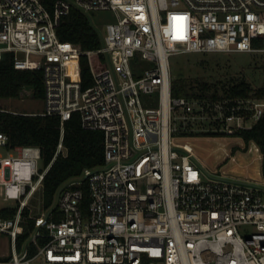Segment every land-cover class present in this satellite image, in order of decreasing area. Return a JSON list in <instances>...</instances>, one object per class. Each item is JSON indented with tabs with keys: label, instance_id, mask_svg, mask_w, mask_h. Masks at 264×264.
Masks as SVG:
<instances>
[{
	"label": "built area",
	"instance_id": "built-area-1",
	"mask_svg": "<svg viewBox=\"0 0 264 264\" xmlns=\"http://www.w3.org/2000/svg\"><path fill=\"white\" fill-rule=\"evenodd\" d=\"M73 10L115 14L99 50L59 39ZM184 53L264 55V0H55L52 12L40 0H0V61L11 54L16 70L42 72L44 88L42 113H0L58 117L56 156L66 155L65 124L79 114L84 130L104 134L105 153L102 167L65 182L53 207L34 215L52 164L41 171L40 148L10 149L0 132V199L19 203L13 217L0 215V264H264V181L205 170L191 142L205 121L232 136L246 116L228 102L172 96L170 60ZM83 56L93 76L86 90ZM137 59L154 66L139 70ZM253 110L261 118L264 101Z\"/></svg>",
	"mask_w": 264,
	"mask_h": 264
},
{
	"label": "trees",
	"instance_id": "trees-1",
	"mask_svg": "<svg viewBox=\"0 0 264 264\" xmlns=\"http://www.w3.org/2000/svg\"><path fill=\"white\" fill-rule=\"evenodd\" d=\"M40 1L49 12L53 11L55 0ZM57 33L61 41L76 44L84 52L97 51L103 45L102 35L93 26L90 16L77 10H73L68 17L63 19ZM92 63L98 71L103 70L106 66L105 58L102 55H94ZM81 67L82 88L86 90L93 85L91 66L86 56L81 59ZM25 89L33 91L34 97L43 99L42 72L16 70L13 56L6 54L0 61V100L20 99V95ZM172 96L199 102H228L236 108V116L245 115V126L238 128L235 124L232 137L244 142V153L248 154L252 152L253 148H257L262 154V175L264 178V115L253 120L255 114L253 104L264 101V85L254 88L244 78L211 83L204 78L184 79L181 77L172 80ZM240 106L241 109H239ZM244 107H249L248 111L243 110ZM251 119L253 122L248 126L247 123ZM208 122L213 128L212 131H209L208 134L202 133L203 135L199 133L196 136L214 139L227 137L225 131H222L220 121ZM206 123L207 121L202 126L205 127ZM60 126L61 120L58 117L0 113V132L9 137L10 149L38 147L41 149L45 168L52 164L44 180V210L53 207L56 193L65 182L81 177L88 169H97L105 164L104 134L84 130L79 114H74L72 119L65 124L64 147L66 155L61 153L56 156L61 138ZM251 144L252 148L249 150ZM238 151L241 149L234 148L233 154L236 155ZM83 189L85 191L83 207L86 208L89 204V194L85 185ZM0 213L4 218H11L15 215L16 209L5 208ZM24 214L29 216V209H26ZM33 226L34 222L31 221L28 230Z\"/></svg>",
	"mask_w": 264,
	"mask_h": 264
},
{
	"label": "rangeland",
	"instance_id": "rangeland-1",
	"mask_svg": "<svg viewBox=\"0 0 264 264\" xmlns=\"http://www.w3.org/2000/svg\"><path fill=\"white\" fill-rule=\"evenodd\" d=\"M90 18L93 26L102 36L106 35V26L110 23L116 22L115 14L113 12L108 11L96 12L94 14H91ZM137 61H139L137 65L139 70H145L154 66L153 63L150 62L141 61L140 63L139 59H137ZM170 64L171 76L173 80L181 77L184 79L204 78L211 83H215L218 81H228L233 78H244L254 88H259L264 85V55H250L245 53H184L171 57ZM150 100L151 102L155 103V107H158V95L153 96V98H151ZM0 109L22 114L42 113L44 111V101L43 99L36 97H29L25 99L0 100ZM182 114L183 113L180 112L177 116L181 117ZM253 120H255V118ZM253 120H249L247 125L250 126ZM183 123L184 122L181 119L177 120V126L179 128L182 127ZM200 128H204L205 130L204 132H201V134H208V132H211L213 129L208 121L205 124V127ZM210 139L214 138L199 136L191 140V142H193L195 146L196 155L199 159L200 165L209 172H214L216 169L220 172H225V170L229 168L233 157L238 156L233 154L234 148L238 147L239 149H241L240 152L244 153L243 149L245 148V144L241 139L234 138L232 136L220 137L216 140H228L231 141L232 144L230 146L229 154L227 156H221L220 158L224 160L220 161L213 154L211 155L213 145L209 142ZM251 148L252 144L250 145L249 150ZM4 155L5 157L9 156L7 152H4ZM253 155L257 156L260 159L262 158V154L260 152H253ZM261 161H259L260 164H262ZM39 166L41 171L45 169V165L42 161L40 162ZM227 175L232 179H238L243 181H246L248 179L254 180L248 175ZM18 204L19 203L17 201L11 200L8 202H4L2 199H0V209L16 208ZM30 204V210L34 215H39L45 211L43 207L42 191L38 192L34 196ZM7 240L8 239L5 236H0V253L7 252Z\"/></svg>",
	"mask_w": 264,
	"mask_h": 264
},
{
	"label": "bare ground",
	"instance_id": "bare-ground-1",
	"mask_svg": "<svg viewBox=\"0 0 264 264\" xmlns=\"http://www.w3.org/2000/svg\"><path fill=\"white\" fill-rule=\"evenodd\" d=\"M205 142H208V141H205ZM209 142L212 143L213 145L211 155L213 154L220 161L224 160L220 157L227 156L229 154L230 146L232 145L231 141L223 140V139L222 140L210 139ZM252 151L259 153L257 148H253ZM253 152H250V154H246V155L238 154V156L233 157V160L230 163L229 168L225 170V173L226 174H237V175H248L254 180L262 181L259 175L260 167H261V164L259 163V161H261L262 158L260 159L257 156H254Z\"/></svg>",
	"mask_w": 264,
	"mask_h": 264
},
{
	"label": "crops",
	"instance_id": "crops-1",
	"mask_svg": "<svg viewBox=\"0 0 264 264\" xmlns=\"http://www.w3.org/2000/svg\"><path fill=\"white\" fill-rule=\"evenodd\" d=\"M240 141H241V140H240ZM239 153H242V152L238 151L236 155H238ZM262 160H263V157H262ZM260 171H261L262 181H264V178H263V175H262V164H261V169H260Z\"/></svg>",
	"mask_w": 264,
	"mask_h": 264
}]
</instances>
